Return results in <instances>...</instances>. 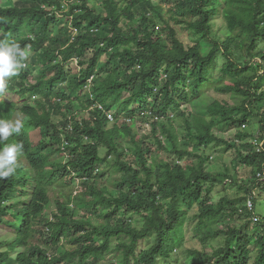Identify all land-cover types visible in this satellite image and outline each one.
<instances>
[{
  "label": "trees",
  "instance_id": "1",
  "mask_svg": "<svg viewBox=\"0 0 264 264\" xmlns=\"http://www.w3.org/2000/svg\"><path fill=\"white\" fill-rule=\"evenodd\" d=\"M0 40L29 49L0 95L24 145L0 264H264V0H0Z\"/></svg>",
  "mask_w": 264,
  "mask_h": 264
},
{
  "label": "clouds",
  "instance_id": "2",
  "mask_svg": "<svg viewBox=\"0 0 264 264\" xmlns=\"http://www.w3.org/2000/svg\"><path fill=\"white\" fill-rule=\"evenodd\" d=\"M29 49L22 48L18 42L0 40V95L7 89L6 78L15 76L24 67L22 63L28 56ZM22 127L20 120L0 119V179L14 175L19 164L18 160L24 155L22 142L5 144L14 133H19Z\"/></svg>",
  "mask_w": 264,
  "mask_h": 264
},
{
  "label": "rangeland",
  "instance_id": "3",
  "mask_svg": "<svg viewBox=\"0 0 264 264\" xmlns=\"http://www.w3.org/2000/svg\"><path fill=\"white\" fill-rule=\"evenodd\" d=\"M160 4L162 5L163 9H162V14L164 16H167V4L160 2ZM179 31V30H178ZM179 34L181 36V38L186 42L189 41L191 39V36L188 32L180 30ZM222 63V59L219 60L218 64ZM215 71V68H213V73ZM215 75V74H214ZM208 95L203 97L202 99H197L193 102L192 107H187L188 110L191 113L194 114H202L205 113V107L208 103H210L212 100L218 98L221 99L222 97L219 96L218 94H216L215 92H213L212 90H209V92L207 93ZM5 99L9 100L11 98H13V95H7L6 97H4ZM177 124L181 125L179 121H177ZM134 126L136 128V130L139 132V135L142 137H146V136H150L149 134V121H147L146 119H136V122L134 123ZM179 130L182 132V128L180 127ZM252 132L256 133V128L252 127L250 129ZM30 135H33V139L34 141H36L37 137H38V133L37 131H32L30 132ZM257 134H255V138H256ZM101 153H103V151H101ZM212 154L213 157L216 159V165L217 168H221V165H223L224 163L226 164H230L231 159L234 158V154H232L230 151L225 150L224 147L222 146H213L212 148ZM236 171L238 172V180L241 183H246V181H252V174L250 171V168H244L243 166H238ZM79 182L76 181V187H79ZM237 193L242 194L243 192L239 191V188L237 186H233L229 183H226L224 186L219 187L218 189H216L213 192V197L214 199H219V197H221L224 194H228L229 196H236ZM55 208V205L52 203L51 207L49 208L48 214H50L53 209ZM192 212L195 213L196 212V207L194 206L192 208ZM10 235H6L5 239L8 240L10 239ZM61 249H59V251H61Z\"/></svg>",
  "mask_w": 264,
  "mask_h": 264
},
{
  "label": "built area",
  "instance_id": "4",
  "mask_svg": "<svg viewBox=\"0 0 264 264\" xmlns=\"http://www.w3.org/2000/svg\"><path fill=\"white\" fill-rule=\"evenodd\" d=\"M108 118H109L110 120L113 119V118L111 117L110 114L108 115ZM256 176H257V179H258V180H260V181L264 180V171L257 173ZM247 206L249 207V209L252 208V203H251V200H250V199L247 201Z\"/></svg>",
  "mask_w": 264,
  "mask_h": 264
}]
</instances>
